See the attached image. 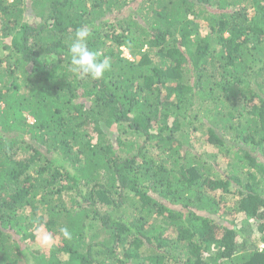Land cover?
<instances>
[{
  "label": "trees",
  "instance_id": "1",
  "mask_svg": "<svg viewBox=\"0 0 264 264\" xmlns=\"http://www.w3.org/2000/svg\"><path fill=\"white\" fill-rule=\"evenodd\" d=\"M0 264H264V0H0Z\"/></svg>",
  "mask_w": 264,
  "mask_h": 264
},
{
  "label": "clouds",
  "instance_id": "2",
  "mask_svg": "<svg viewBox=\"0 0 264 264\" xmlns=\"http://www.w3.org/2000/svg\"><path fill=\"white\" fill-rule=\"evenodd\" d=\"M91 33L87 28H78L68 46L70 55V71L82 77H91L94 80H99L104 76V73L110 70V61L105 58L99 59L97 52L88 47V38ZM61 233L65 239H71V233L67 228H61ZM44 243H48V238H45Z\"/></svg>",
  "mask_w": 264,
  "mask_h": 264
},
{
  "label": "rangeland",
  "instance_id": "3",
  "mask_svg": "<svg viewBox=\"0 0 264 264\" xmlns=\"http://www.w3.org/2000/svg\"><path fill=\"white\" fill-rule=\"evenodd\" d=\"M135 9H136V4H133L132 6H130L128 8L127 12H131V13L135 12ZM125 53L127 55L129 54L127 52V50L125 51ZM31 119H33V118H31ZM196 137L198 138V141L195 142V140H194L195 143L192 146H194V148L197 149V151L203 152V151L212 150V146L206 141V138L203 137V135L200 132H198L196 134ZM45 238H48L47 244L44 243ZM54 240L55 239L51 236V234H48L47 232H40L37 241L40 244L49 245V244L53 243Z\"/></svg>",
  "mask_w": 264,
  "mask_h": 264
}]
</instances>
